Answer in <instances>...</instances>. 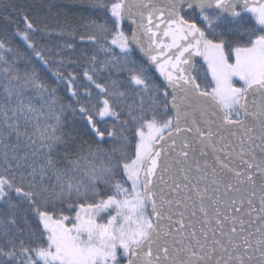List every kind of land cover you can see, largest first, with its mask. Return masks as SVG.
Segmentation results:
<instances>
[{"label": "snow or ice", "instance_id": "6c2138e0", "mask_svg": "<svg viewBox=\"0 0 264 264\" xmlns=\"http://www.w3.org/2000/svg\"><path fill=\"white\" fill-rule=\"evenodd\" d=\"M35 7L56 21L50 33L73 35L67 14L54 11L59 4ZM92 7L107 9L117 31L109 42L107 23L86 24L87 41L105 58L92 55L83 73V96L94 86L103 97L95 116L77 100L84 131L66 123L45 78L58 65L52 76L65 79L63 49L39 47L32 35L41 29L24 12L17 35L26 49L0 39V264H264V0ZM125 18L131 40L119 31ZM131 44L162 85L130 58ZM109 68L127 78L100 83ZM67 77L77 97L76 77ZM106 119L119 132L99 128ZM110 142L119 147L105 150ZM29 214L39 243H16L10 226Z\"/></svg>", "mask_w": 264, "mask_h": 264}, {"label": "trees", "instance_id": "16d2710c", "mask_svg": "<svg viewBox=\"0 0 264 264\" xmlns=\"http://www.w3.org/2000/svg\"><path fill=\"white\" fill-rule=\"evenodd\" d=\"M40 2L41 0H0V39L10 42L11 47L19 51H24L26 49V45L17 35L18 32H23L26 27L22 16L20 15L21 12H24L28 14L29 18L35 19L37 21V27L41 29L32 35L33 41H35L39 47L50 48L53 50L63 49V59L65 64L61 71L65 73V79L61 81L52 76V71H54L58 65H53L51 70H46L47 74L45 78L50 86L56 89L57 96L65 106L64 116L66 123L71 128L84 131L87 128L86 118L82 117L78 111L73 112V108L78 109L79 107L77 100L79 99L81 103H87L89 109L92 110V113L95 116L98 109H92V106H99L103 97L94 86H90L92 91L91 98L83 96L84 88L88 84L83 73L86 69H91L89 58L92 55H97L98 59L105 58V54L99 52L97 45L87 41V36L90 34V30L86 27V24L92 20H95L98 23H107L111 33L108 35V41L110 42L112 34L117 31L115 28V22L107 9L92 7L94 0H44V2L59 4L61 7L54 11L66 13L68 20L71 22V28L69 31H72L73 35L69 36L65 34L63 36H57L54 32L50 33L49 31V28H56V21L45 16L42 12L38 14L35 5ZM102 2L110 5L114 0H102ZM5 5H7V7H5ZM245 16L251 19L250 14L245 13ZM197 17V15L189 14V18L196 19ZM61 19H63V16ZM252 23H254V21H252ZM45 25H48L49 27H45ZM56 31H59V29L57 28ZM119 31H123L125 35L129 37V28L123 26L121 23ZM81 36H84L85 39L82 40ZM66 43H71L73 48L68 49L64 47ZM109 46L117 55L120 54L118 48L110 43ZM130 58L147 68L148 75L153 78L154 82L161 84L158 78L150 71L146 64L133 50ZM57 59H59V57ZM69 61L72 63H69ZM20 66L23 67V62H20ZM120 66L123 67L122 61ZM203 69L206 71L204 66ZM69 72L76 77L73 88L78 92L77 97H73L68 88L69 78L67 77V73ZM126 78V72H117L115 68H109L97 77L100 83L107 82L109 84L111 79L125 80ZM208 80L210 81L209 77ZM132 100H134V97L129 96L125 103L127 104ZM126 111L127 109H125V113ZM160 114L161 113H158V115ZM96 118L99 119V117ZM121 118H126V115L122 114ZM98 127L104 130L105 133L112 128H115L117 132L120 130V125L114 123L111 119H106L104 122H101ZM105 138L107 139V136ZM102 147L105 150H110L112 147H119V145L110 142L103 144ZM115 179H123L122 171L117 173ZM126 186L130 187V184ZM101 188L105 191L107 190L104 185H101ZM65 214L74 215V212H66ZM35 224L36 221L32 218L31 214L28 216L27 224H25L22 217L19 218L17 225L10 226L11 232L9 238L14 239L16 243H19V240L21 239H23L26 244L39 243L38 237H31L29 235L30 232L35 230ZM2 225L3 218H0V227H2ZM18 229H22L23 231H18ZM3 242V237H0V243Z\"/></svg>", "mask_w": 264, "mask_h": 264}, {"label": "water", "instance_id": "95a60500", "mask_svg": "<svg viewBox=\"0 0 264 264\" xmlns=\"http://www.w3.org/2000/svg\"><path fill=\"white\" fill-rule=\"evenodd\" d=\"M196 15L198 16V13ZM121 24L129 28V30H130L129 40H131L132 30L134 28V25L132 24L131 20L128 19V18H125V19H123L121 21ZM130 47L137 54V56L148 66V68L150 69V71L158 78L159 82L161 84H163V78L160 77L159 76V73L156 71V69L147 62V58L143 56V54L140 52L139 48L135 44H131ZM194 59L198 63H201L202 62V58L201 57H195ZM148 212H151V208L150 207L148 208ZM173 219H179V217L178 216H174Z\"/></svg>", "mask_w": 264, "mask_h": 264}, {"label": "rangeland", "instance_id": "374dc122", "mask_svg": "<svg viewBox=\"0 0 264 264\" xmlns=\"http://www.w3.org/2000/svg\"><path fill=\"white\" fill-rule=\"evenodd\" d=\"M113 46H115V45H113ZM116 48H118L117 46H115ZM119 49V48H118ZM202 65L204 66V68L206 69V65H204L203 64V59H202ZM209 78H210V76H209ZM211 79V78H210ZM237 86H239V83L237 82Z\"/></svg>", "mask_w": 264, "mask_h": 264}]
</instances>
